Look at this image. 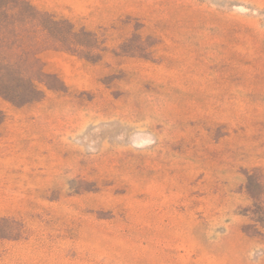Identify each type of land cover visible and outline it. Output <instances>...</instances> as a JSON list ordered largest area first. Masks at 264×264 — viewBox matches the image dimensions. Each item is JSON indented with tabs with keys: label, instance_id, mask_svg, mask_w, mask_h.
<instances>
[{
	"label": "rangeland",
	"instance_id": "rangeland-1",
	"mask_svg": "<svg viewBox=\"0 0 264 264\" xmlns=\"http://www.w3.org/2000/svg\"><path fill=\"white\" fill-rule=\"evenodd\" d=\"M0 264H264V0H0Z\"/></svg>",
	"mask_w": 264,
	"mask_h": 264
}]
</instances>
